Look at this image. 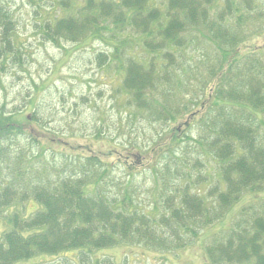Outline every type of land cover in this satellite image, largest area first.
Wrapping results in <instances>:
<instances>
[{
  "label": "trees",
  "instance_id": "obj_1",
  "mask_svg": "<svg viewBox=\"0 0 264 264\" xmlns=\"http://www.w3.org/2000/svg\"><path fill=\"white\" fill-rule=\"evenodd\" d=\"M36 4L35 26L41 44L73 42L82 48L97 38L111 46L97 54L99 64L124 70L121 91L129 96L127 106L135 111L130 116L168 120L171 104H159V97L155 99L165 92L175 94L174 115L179 113L175 100L184 97L188 60L179 68L173 67V50L183 51L181 46H189L191 33H186L192 26L203 27L204 34L234 46L233 55L216 46L222 54L220 63L225 62L227 68L224 66L223 73L218 69L213 72L215 84L212 82L206 99L219 96L238 104L224 109L220 116L206 117L207 129L212 131L208 134L212 139L209 145L217 157L219 172L209 174L210 181L201 178L202 184L210 186L195 192L199 182H184L178 176L162 189L163 210L150 216L140 212L132 198L123 200L124 205L114 211L113 203L84 191L92 165L104 163L105 157L88 144L75 146L52 134L55 130L50 132L42 124L46 119L43 121L36 97H28L7 115L0 114V220L14 203L32 199L41 206L29 218L19 214L7 217L9 228L0 225V264H16L39 254L69 249L106 248L131 238H136V243L146 238L150 244L174 249L184 234L197 237L202 226H210L227 214L233 203L238 204V196L245 189L264 182V127L255 111L264 110V45L245 44L248 51L242 54L240 39L244 30L234 24L229 27L230 19L226 17L222 26L214 22L220 17L218 0H37ZM233 5L230 3L228 8L234 9L235 15L245 7L254 18H264V0H241L240 6ZM19 24L9 5L0 2V76L3 69L22 67L29 59V40L22 39ZM130 29L134 32L129 37ZM260 30L254 29L256 36ZM135 31L144 36L138 53L141 56L129 53ZM234 64L240 65L235 66L239 76L230 73ZM81 97L85 100L86 96ZM203 102L201 98L200 108L191 111L183 123L179 121L183 128L200 123L211 111L210 105L201 106ZM19 113L21 121L17 120ZM177 121L174 126L179 124ZM170 132L172 140L182 135L179 126ZM46 143L61 147L62 151L51 150L60 153L63 164H55L51 174L32 170L40 175L24 182L28 169L23 166L25 158L28 160L33 151L41 155L38 150ZM171 145V141L164 143V151L171 152ZM72 150L82 158L76 161L70 157ZM39 157L49 164L45 152ZM118 159L128 170L133 168L130 156ZM232 226L224 234L213 236L207 248L210 264H264V212L241 215ZM82 252L86 256V249ZM104 264L111 263L105 260Z\"/></svg>",
  "mask_w": 264,
  "mask_h": 264
},
{
  "label": "rangeland",
  "instance_id": "obj_2",
  "mask_svg": "<svg viewBox=\"0 0 264 264\" xmlns=\"http://www.w3.org/2000/svg\"><path fill=\"white\" fill-rule=\"evenodd\" d=\"M163 1L167 0H161ZM0 2L8 4L16 14L23 32L22 39L29 40L27 51L30 53L29 59L22 67L2 70L0 114L7 115L21 103L24 104L28 97H36L37 104L40 102L43 121L46 119L42 124L50 132L55 130L52 134L71 141L75 146L84 147L88 144V147L90 145L101 153L105 157L104 163L97 167L92 165V175L83 187L86 193L92 196L98 194V197L106 202L113 203L114 211L124 205L123 200L132 198L138 205L137 209L150 216L163 210L162 189L166 185H172L176 177H182L184 182H199L195 192H201L210 186L209 183L202 184L201 178L209 179V174L216 175L219 172L217 157L212 154L209 145L212 139L208 134L212 131L207 129L206 117L220 116L224 109L234 107L238 103L219 96L206 98L215 84L213 72L218 69L223 73L224 66L227 68L225 62L220 63L222 54H218L216 46L219 45L223 52L233 55L235 48L231 46L232 44L229 46L224 40L214 39L210 33L204 34L203 27H190L186 33H191L188 37L189 46H181L183 51L173 50V67L179 68L186 59L188 60V65L184 68L188 78L183 89L184 97L175 100L179 113L174 115V111L177 110L173 107L175 94L165 92L156 95L155 99L159 97L157 99L159 104H171L172 111L168 112V120H147L138 114L137 118L134 115L130 116L135 111L127 106L129 96L127 97L125 91H121L124 70H118L117 67L108 64L105 66L99 64L97 54L111 46L105 45V42L97 38L82 48H77L73 42H61L55 46L43 45L39 41L35 26L37 0ZM230 3H234L233 7L240 6L241 0H218L221 8L220 17L214 21L216 26L224 25L226 17L230 19L227 22L229 27L234 24L235 27L239 26L244 30L240 39L242 54L248 51L245 44H254L258 47L264 45V18H254L244 7L240 10L243 12L241 15L240 11L237 13L239 15L237 20L234 9L228 8ZM256 27L261 28L259 36L254 33ZM132 32L134 30L130 29L129 37L132 36ZM142 38L144 36L135 31L130 54L140 55L138 53L141 52ZM223 58L225 60L224 55ZM237 65H232L230 70L232 76H239L240 70L235 67ZM169 83L170 81L166 82V86ZM172 91L176 92L174 89ZM83 94L86 96L85 100H82ZM201 98L204 101L201 106L208 108L210 105L211 111L206 112L204 120L200 123L183 128L181 123L186 121L191 111L200 108ZM255 111L261 119V126L264 127V110ZM18 116L17 120L21 121V113ZM177 119V122L181 121L176 126H179L182 135L172 140L169 135L170 131L177 129L174 126ZM170 141L171 152L164 151V143ZM52 147L62 151L59 145L52 146L46 143L38 150L41 155L33 151L28 160L25 158L23 166H27L28 169L24 182L27 183L30 178L40 174H51L55 164H63V157L57 151L53 152ZM44 152L50 161L49 164L44 158L41 160L39 157ZM69 156L76 161L81 157L76 150H72ZM121 156L122 158L130 156L132 160L130 167L133 168L128 170L124 164L121 165L118 159ZM32 170L39 171L40 174H34ZM238 199L240 202L233 203L231 210L221 219L210 226H202L197 237L184 234L177 243L173 239L176 246L174 249L169 245L160 247L150 244L146 238L138 241L139 243H136V238H131L129 242H120L106 248H80L39 254L16 264H104L105 260L111 264H210L207 248L215 234L219 236L220 233L224 234L231 230L241 215L264 212V182L252 185V189H245L239 194ZM39 207L40 204L32 199L14 203L2 214L0 225L4 229L9 228L7 217L19 214L29 218ZM158 232H161V229H158ZM163 234L168 237L167 229H164ZM82 249H86V256L83 255Z\"/></svg>",
  "mask_w": 264,
  "mask_h": 264
}]
</instances>
